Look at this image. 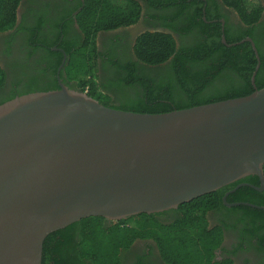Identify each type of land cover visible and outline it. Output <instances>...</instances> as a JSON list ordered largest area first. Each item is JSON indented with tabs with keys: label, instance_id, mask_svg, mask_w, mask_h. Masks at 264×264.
I'll use <instances>...</instances> for the list:
<instances>
[{
	"label": "water",
	"instance_id": "obj_1",
	"mask_svg": "<svg viewBox=\"0 0 264 264\" xmlns=\"http://www.w3.org/2000/svg\"><path fill=\"white\" fill-rule=\"evenodd\" d=\"M59 87L0 105V264H41L44 240L83 219L162 213L249 176L260 188L222 202L256 207L226 198L264 189V87L162 114Z\"/></svg>",
	"mask_w": 264,
	"mask_h": 264
},
{
	"label": "trees",
	"instance_id": "obj_2",
	"mask_svg": "<svg viewBox=\"0 0 264 264\" xmlns=\"http://www.w3.org/2000/svg\"><path fill=\"white\" fill-rule=\"evenodd\" d=\"M18 2L0 0V33L13 27ZM222 2L237 13L245 27L235 37L226 35V44L220 40L223 33L211 32L193 16V23L201 25L198 35H190L196 28H176L163 16L160 21L164 29L183 39L189 37L188 45L181 43L176 49L170 34L145 32L137 38L133 51L137 62L146 67L127 58H116L112 50L103 65L108 78L100 83L95 63L96 33L135 24L141 8L134 0H85L76 16L85 44L81 49H63L67 61L58 76L69 89L82 93L87 89L85 94L103 106L108 107L104 101L110 100L104 97L102 101L100 96L108 93L117 104L113 109L142 114L168 113L247 96L264 87V21L260 22L263 6L260 0ZM205 20L211 18L206 16ZM246 38L253 42L260 63L254 85L251 76L257 60L250 43H240ZM236 43L240 44L232 46ZM61 59L59 54V63ZM56 72V67H49L45 82L29 81L3 98L0 105L19 96L58 90ZM241 183L259 186L258 178L249 176L172 211L141 214L115 223H106L99 217L73 223L44 240L41 264H117L120 250L139 238L155 239L165 260L172 264H219L212 261L222 240L221 228L238 231L242 242L252 238L260 242L264 238V210L256 208L264 207V191L243 186L226 198L229 204L248 203L256 207H226L222 202L225 193ZM208 211L219 216L220 225L211 230L206 219ZM169 214H173L171 220L158 218ZM220 264L232 262L225 260Z\"/></svg>",
	"mask_w": 264,
	"mask_h": 264
},
{
	"label": "flooded vegetation",
	"instance_id": "obj_3",
	"mask_svg": "<svg viewBox=\"0 0 264 264\" xmlns=\"http://www.w3.org/2000/svg\"><path fill=\"white\" fill-rule=\"evenodd\" d=\"M134 1L141 8L140 18L135 24L112 31H100L95 35V50L98 54L95 63L100 83L108 78L104 73L103 65L106 62V56L112 50L116 58H127L130 62L146 67L137 62L133 51L137 38L145 32L170 34L176 42V49L181 43L188 45L189 37L183 39L178 33L164 29L160 21L163 16H166L173 26L176 25V28L189 27L191 30H193L191 27L196 28L190 32V35H198L197 29H200L201 25L193 23V16L194 20L204 22L205 28L211 29V32L223 33L220 36L222 44H226L222 42V40L225 41L226 35L235 37L245 28L237 13L223 4L222 0ZM260 1L263 6L260 22H263L264 0ZM84 3L85 0H19L15 9L16 18L13 27L0 33V101L9 94L17 92L29 81L45 82L49 67L52 66L57 68L58 84L60 82L64 85L58 76L67 61V55L63 49H81L85 44V35L76 19ZM206 16L211 18V21H206ZM211 24L215 27L212 28ZM59 54L62 55L60 63ZM122 55L125 56L122 57ZM104 95L108 96L110 102L102 101L108 107L116 108L115 99L108 93ZM258 188H260V182ZM263 191L264 189L257 192ZM172 217L173 214H169L158 218L166 221L171 220ZM206 219L209 230L220 225L219 216L214 211H208ZM109 222L111 221L106 220V223ZM221 233L222 240L214 251L213 263L220 264L230 260L232 264H264V238L260 242L258 238L242 242L238 231L221 228ZM117 264L172 263L165 260L155 239L139 238L134 240L127 249L120 250Z\"/></svg>",
	"mask_w": 264,
	"mask_h": 264
},
{
	"label": "rangeland",
	"instance_id": "obj_4",
	"mask_svg": "<svg viewBox=\"0 0 264 264\" xmlns=\"http://www.w3.org/2000/svg\"><path fill=\"white\" fill-rule=\"evenodd\" d=\"M100 97H101V100H105L104 97H108V96H106V95H101ZM126 225H127V226H130L131 224H130V223H127Z\"/></svg>",
	"mask_w": 264,
	"mask_h": 264
},
{
	"label": "built area",
	"instance_id": "obj_5",
	"mask_svg": "<svg viewBox=\"0 0 264 264\" xmlns=\"http://www.w3.org/2000/svg\"><path fill=\"white\" fill-rule=\"evenodd\" d=\"M87 92V89H86V91H85V93Z\"/></svg>",
	"mask_w": 264,
	"mask_h": 264
}]
</instances>
